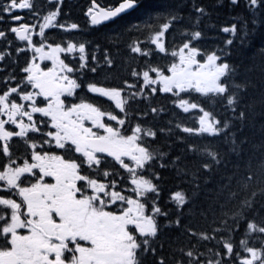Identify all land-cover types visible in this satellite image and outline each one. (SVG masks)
I'll list each match as a JSON object with an SVG mask.
<instances>
[{
	"label": "snow or ice",
	"instance_id": "obj_1",
	"mask_svg": "<svg viewBox=\"0 0 264 264\" xmlns=\"http://www.w3.org/2000/svg\"><path fill=\"white\" fill-rule=\"evenodd\" d=\"M139 2L116 0L101 7L91 0L88 23L102 26L134 10ZM186 2L173 6L163 0L143 21L99 39L56 41L46 29H61L67 35L85 31L78 23L58 20L68 15L62 12L63 0L49 2L50 10L42 17L36 0H0V39L7 41L0 50V264H264V203L255 209L258 193L264 198V159L256 172L249 168L237 179V189L231 188L235 172L218 186L216 200L225 193L226 198L210 231H196L183 222L188 197L182 191L168 198L175 209L160 205L165 170L174 168L195 192L201 177L207 183L214 170L228 164L220 152L194 144L180 151L203 155L204 160L196 168L187 161L182 164V156L171 155L174 142L168 137L174 130L200 138L223 137L230 142L229 152L239 155L245 140L237 143L235 122L243 127L251 107L240 103L239 90L246 83L230 79L235 68L227 61L225 48L234 40L210 51L200 47V23L210 21L212 13L199 0H191L185 15ZM227 7L242 12L230 15L235 22L223 27V33L233 34L241 43L258 31L264 33V0H227ZM17 9L28 10L29 22H22L25 18L15 13ZM132 31L147 32L150 46L155 47L133 40L127 45L131 53L142 57L163 53L170 61L164 66L146 62L141 71L133 69L135 83L125 79L120 86H99L90 77L103 71L104 80L113 78L106 70L114 64L111 50L118 53L124 35ZM169 33L173 39L180 37L171 49L166 45ZM10 35L13 39H8ZM14 41L25 46L17 47ZM10 49L32 55L21 66ZM38 60L51 61V66L42 67ZM88 93L98 95L90 102ZM193 93L225 101V111L231 110L232 116L217 119L190 99ZM159 94H170L171 104L184 113L198 109V126L173 125L171 119L166 127L142 123L149 115L155 118L166 112L163 106H152ZM140 100L146 109L129 111ZM14 138L24 146L21 155L13 151ZM176 140L184 142L183 137ZM233 200L237 204L228 209ZM241 226L242 238L237 239ZM173 227L186 235L189 244L172 248L170 243L166 254L160 235ZM202 242L213 246L205 244L201 251Z\"/></svg>",
	"mask_w": 264,
	"mask_h": 264
},
{
	"label": "trees",
	"instance_id": "obj_2",
	"mask_svg": "<svg viewBox=\"0 0 264 264\" xmlns=\"http://www.w3.org/2000/svg\"><path fill=\"white\" fill-rule=\"evenodd\" d=\"M162 2L163 0H140L139 6L136 7L133 12L125 14L107 26H104L103 31L98 32V34L90 30L91 32L88 33L86 38L93 39L95 38V34L100 37L105 33L122 31L127 25L146 19L150 12L161 6ZM168 2L175 6L177 3H181L182 0H168ZM199 2L205 4L212 13L210 21L208 18H205L200 23L199 30L202 31L203 36L199 42V46L210 51L215 47L223 48L224 42L227 39L234 40V43L225 48V51L228 53L226 57L227 61L235 68V73L230 76V79L237 84L246 83L247 85L245 88L239 90L241 98L240 103L243 105H250L251 107L250 109H246L247 119L244 121L243 127L240 126L239 122H235L236 128H239V131H236V141L239 143L240 140L244 139L245 142L241 145L242 150L239 155H237L235 152H229L230 142L225 143L223 137H210L205 134L203 138H200L189 136L179 129H175L174 134L168 137L169 140L174 142L171 155L182 156V164L187 161L190 168H196L199 167L200 163L204 160L203 155L188 151L181 152L180 149H186L187 144L197 145L198 148L208 146L212 150L218 151L221 155H224L228 164L226 168L221 166L219 170H214L207 183H204L203 177H201L200 189L195 192L193 185L186 182L187 178L178 177L174 168L165 170L163 175L166 179L163 181L160 205L167 209H175V203L168 198L172 192L182 191L188 197V201L183 209L186 214L183 222L196 231H210L211 227L215 226L212 221L220 217L222 210L219 204L223 203L226 198L225 193L219 197L218 201L216 200L218 186L224 184L226 182V177L235 172L236 175L231 181V188L234 190L237 189V179L247 175L249 168H251L253 172H256L259 161L264 159V147L260 146L264 143V55L261 54V49H264V33L258 31L247 41L241 43L238 38L233 37V34L223 33L221 29L234 23L235 21L229 18L230 15L235 16L237 12H242V9H235L230 12L227 7V0H224L223 3H218L217 0H199ZM190 3L191 0H187L182 9L183 14H188ZM75 11L78 12V9L75 8ZM208 23L214 24L215 27H206L205 25ZM185 26H187V22H185ZM145 33L147 32L132 31L125 34L119 45V52L117 53L116 50H112L111 54L114 64L106 66V70L111 71L113 74V85L116 84L120 86L125 79H127L129 83H135V80L131 77V71L133 69L141 71L145 67L146 62L151 63L153 66L157 64L164 66L170 61V56H166L163 53L158 55L154 54L151 57H142L140 54L131 53L127 45L132 42L128 41L132 38L143 41L142 46L144 47L150 46L148 35ZM179 42L180 37L178 35L175 39H173L172 33L166 35V45L169 49ZM150 47L154 49L155 46L151 45ZM97 57L102 59V53L100 52V55ZM93 78L95 82L97 81L99 83V86L108 84V81L104 80L103 71L99 74H93L90 79ZM93 97V95L88 94L89 100H92ZM190 99L200 103L205 110L212 112L217 119H223L225 116L230 117L233 114L231 110L225 111V101L217 99L213 102L211 98H202L197 93H193ZM101 100L106 99L102 98ZM96 102L100 103L101 101L97 100ZM108 106V104H104V107ZM152 106H163L166 112L155 118L149 115L147 120L141 121L142 123L151 124L155 127H166V121L171 119L173 125L179 122L187 127L198 126L195 117H198L200 112L198 110H191L189 113H184L182 109H178L171 104L170 94L157 95L152 101ZM146 107V103L140 100L138 104H131L129 111H133L137 108L144 110ZM173 113H175V115H173ZM132 122H136L134 118ZM230 130L235 131V129H226L225 131L228 132ZM176 137H183L184 142L177 141ZM163 139L164 137H160V140ZM237 165L239 166L238 169L236 167ZM165 201H167V204H165ZM262 203H264V198L258 193L255 209L259 210ZM236 204L237 201L233 200L227 204V208L232 209ZM202 212L204 215L201 214ZM261 215H264V212H261ZM161 222H163L162 218ZM242 234L243 226H241L237 234V239L242 238ZM160 239L165 242L166 254L171 251L169 248L170 243L172 248L189 244L186 235L181 234L175 227L171 230L166 229L161 233ZM251 239H254V237ZM191 243H196V241L192 240ZM205 244L207 247L213 246L212 242H202L200 245L201 251H204ZM256 246H259L258 241L256 242ZM176 255H179V253H176Z\"/></svg>",
	"mask_w": 264,
	"mask_h": 264
},
{
	"label": "flooded vegetation",
	"instance_id": "obj_3",
	"mask_svg": "<svg viewBox=\"0 0 264 264\" xmlns=\"http://www.w3.org/2000/svg\"><path fill=\"white\" fill-rule=\"evenodd\" d=\"M84 3L87 6H89L91 4V0H78L77 3H72V2L66 1V4H64V7H65V13H67L68 15L67 16H59L58 20H60L61 22H64L66 20L68 22L80 24L81 18L84 19V8L82 6V5H84ZM75 8L78 9V12L75 11ZM28 16H29V13H28L27 17ZM27 17H26V21H24V22H29L27 20ZM31 22L36 23V21L34 19ZM37 31H38V28H37ZM35 38L37 39L38 36H36ZM23 45L25 46V42H23ZM39 63L41 64V61H39ZM36 115H39V114H36ZM14 139L17 140V143L14 144L13 151L15 154L21 155L24 152V146L22 143L18 142V138H14Z\"/></svg>",
	"mask_w": 264,
	"mask_h": 264
},
{
	"label": "bare ground",
	"instance_id": "obj_4",
	"mask_svg": "<svg viewBox=\"0 0 264 264\" xmlns=\"http://www.w3.org/2000/svg\"><path fill=\"white\" fill-rule=\"evenodd\" d=\"M77 2H78V0H77ZM77 2H72V3H77ZM136 9V8H135ZM134 9V10H135ZM134 10H131L130 12H133ZM125 15V14H124ZM123 16V15H122ZM82 21H83V19H81V23H82ZM83 28H84V34H83V37H86L87 35H88V33H90L91 31V29L85 24V23H83ZM92 34V33H91ZM146 35H149L148 33H145ZM137 40H139V39H137ZM141 43L143 42V41H141V40H139ZM149 41V40H148ZM3 43L4 44H6L7 43V41H5V40H3ZM12 52L13 53H15V51H14V49H12ZM137 54V53H136ZM223 79V78H222ZM108 81V83H111L112 85H113V80L111 79V81L110 80H107ZM198 110V109H197ZM199 111V110H198ZM207 111V110H206ZM201 114V113H200ZM199 114V115H200Z\"/></svg>",
	"mask_w": 264,
	"mask_h": 264
}]
</instances>
